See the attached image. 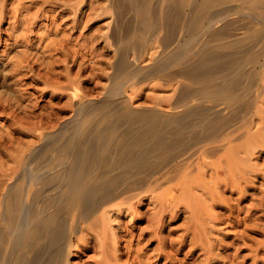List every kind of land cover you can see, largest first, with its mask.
I'll return each instance as SVG.
<instances>
[{
    "label": "rangeland",
    "instance_id": "rangeland-1",
    "mask_svg": "<svg viewBox=\"0 0 264 264\" xmlns=\"http://www.w3.org/2000/svg\"><path fill=\"white\" fill-rule=\"evenodd\" d=\"M116 1L0 0V173L4 174H0V200L24 165L34 166L39 156L36 150L45 142V135L73 121L78 103L79 107L80 102L95 104L105 95L117 57L113 34L123 31L126 20L134 16L128 9L125 16L126 11ZM224 14L247 20L234 10ZM187 24V29L181 28L180 50L193 40L192 27ZM220 24L218 21L215 26ZM244 31L238 30L241 34ZM154 43L146 47L144 57L136 61L133 53L131 58L149 66L161 50ZM256 70L258 82L249 112L244 111L233 122L224 138L187 157L182 166L177 167L178 162L158 173L152 189L135 198H119L111 203L115 207L106 205L100 211L104 216L97 222L99 227L96 223L95 229L87 231L80 226L73 237L77 246L70 264H264V65ZM68 77L69 81L75 79L74 84ZM155 80L128 87L125 99L137 108H156L164 113L176 110L161 99L171 94V85ZM97 109L95 114L100 112ZM228 133L230 140L225 138ZM213 146L218 148L214 155L201 152ZM230 146L235 147L234 153ZM233 155L237 157L235 167L230 165ZM47 191L43 199L54 194V189ZM123 201L128 203L122 206L119 202ZM2 210L0 203V213ZM105 211L111 217H106Z\"/></svg>",
    "mask_w": 264,
    "mask_h": 264
},
{
    "label": "bare ground",
    "instance_id": "bare-ground-1",
    "mask_svg": "<svg viewBox=\"0 0 264 264\" xmlns=\"http://www.w3.org/2000/svg\"><path fill=\"white\" fill-rule=\"evenodd\" d=\"M117 1L126 11L125 16L128 9L133 10L135 18L131 15L133 18L126 20L124 30L118 29L113 34L117 57L111 84L95 104L80 102L79 107L78 103L73 121L69 120L71 124L66 122L68 125L60 130L45 135V142L36 150L39 156L34 166L24 165L15 181L4 189L0 200L3 204L0 264H70L72 250L77 246L73 237L80 226L87 231L95 229L104 216L100 211L106 205H113L119 198H135L142 191L152 189L158 173L178 162L181 163L176 166H182L187 157L224 138L233 122L253 105L258 82L256 66L264 65V0ZM233 10L235 15L242 13L247 20L227 18L224 13ZM218 21L221 24L217 27ZM187 23L192 27L193 40L180 50L181 33H184L181 28ZM238 30L245 31L241 34ZM154 42L161 50L155 58L151 55L153 62L147 67L136 63ZM133 53L135 60L131 58ZM155 78L171 85V94L161 99L176 110L164 113L156 108H137L125 99L128 87ZM72 81L75 79L69 82ZM225 109L227 114L222 113ZM228 135L225 138L230 140ZM234 148L230 146L232 153L236 151ZM217 149V146L207 147L201 152L214 155ZM235 159V155L230 159L234 167ZM48 189H54V194L51 192L52 197L43 199L42 194ZM125 202L119 204L123 206Z\"/></svg>",
    "mask_w": 264,
    "mask_h": 264
}]
</instances>
